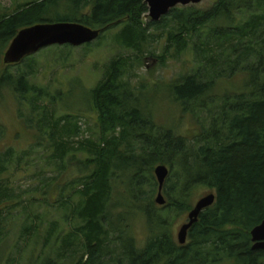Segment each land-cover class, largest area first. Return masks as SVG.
<instances>
[{"label": "trees", "instance_id": "trees-1", "mask_svg": "<svg viewBox=\"0 0 264 264\" xmlns=\"http://www.w3.org/2000/svg\"><path fill=\"white\" fill-rule=\"evenodd\" d=\"M24 1L11 13L0 14V88L6 87L18 97L20 109L29 107L36 113L39 141L48 138L52 150L48 161L58 173L72 162L79 167L78 176L66 184L62 185V174L53 178L58 180L56 184L49 183L52 178L46 180L49 184H45L44 194L51 190L49 195L59 192L61 196L68 187L72 190L71 196H61L55 203L68 211L65 220L71 216L77 223L72 232L60 235L62 246L57 258L45 256L39 264H62L60 260L66 257L69 264H264V250H252L250 236L251 230L264 221V0H218L205 11L177 7L158 22L149 21L151 28H160L168 17L176 23L175 36L169 33L165 53L171 46L176 53L186 50L187 36L221 23L222 30L215 26L212 31L214 38H221L216 47L229 44L230 52H239L240 48L244 56L226 60L228 68L232 67L228 76L243 66V88L227 92L218 100L209 95L213 83L223 79L219 72L209 77L197 73L170 84V100L185 111L189 109L199 121L198 136L190 141L170 130L155 128L129 83L121 79L128 58L113 60L103 81L89 94L99 129L95 139L83 136L78 116L66 111L57 118L53 115V105L62 102V90L52 93L47 86L31 83L33 61L23 71L20 68L24 64L6 66L2 61L17 33L38 24L76 23L98 31L97 40L102 33L121 28L115 36L117 43L125 49L139 50L140 43L154 38L142 27L148 17L144 0ZM253 6L260 13H252ZM242 15L245 18L240 19ZM214 54L211 51L205 62L214 65L221 59ZM4 67L19 70L13 75ZM198 110L207 114L201 117L203 120H199ZM26 127L30 129L29 124ZM30 156L29 151L0 154V176L14 158L18 168ZM157 165L169 170L162 189L166 196L163 206L152 199L158 189L154 176ZM118 173L127 174L133 198L142 201L151 227V236L141 249L126 228L113 226L108 213L112 180ZM142 184L149 192L141 190ZM201 187L210 189L215 201L200 213L186 243L179 245L170 232L172 219L192 210L191 194ZM73 195L79 197L77 202H73ZM11 197L0 178V242L4 206ZM29 200L32 205L36 201ZM23 229L36 231L27 223ZM56 232L55 228L51 230L45 242Z\"/></svg>", "mask_w": 264, "mask_h": 264}, {"label": "rangeland", "instance_id": "rangeland-1", "mask_svg": "<svg viewBox=\"0 0 264 264\" xmlns=\"http://www.w3.org/2000/svg\"><path fill=\"white\" fill-rule=\"evenodd\" d=\"M217 1L202 0L197 5L187 7L205 11L212 8ZM24 2L26 1L0 0V14L11 13L17 4ZM178 7L180 8V6ZM251 11L260 13L255 6ZM87 12L88 10H86ZM244 16H240V19L245 18ZM147 18L142 21V27L147 29L149 37L153 36L154 38H148L146 42L140 43L139 50L125 49L117 43L115 36L121 29L118 28L102 33V36L92 42L90 46L84 45L77 48L51 46L41 49L19 63L20 65L24 64L20 71H23L25 66L33 61V74L30 82L47 86L52 93L59 89L62 90V104L53 105V115L57 118L66 114L63 112L66 111L78 116L83 136L95 139L99 136V129L96 126L97 115L92 108L89 94L103 81L113 60L119 57L128 58L130 59L129 64L122 72L121 79L123 82L129 83L130 89L139 98L140 106L142 105L147 110L155 128L170 130L175 136H180L188 141L195 139L200 129L199 121L197 122V117L189 113V109L185 111L170 100V84L184 77L197 75V73L209 77L216 71L220 76H223V79L213 83L209 96L214 101L218 100L224 97L227 92H238L243 88L244 75L241 69L243 66L241 65L235 70V75L231 77L228 75L231 73L232 67L228 68L229 63H226V60L230 58L235 61L243 55H241L240 48L239 52H230L229 44L216 47L221 43V38H214L212 31L215 30L213 29L215 26L222 30L221 23L207 25L191 36H187L185 38L188 44L186 50L176 53L174 46H171L165 53L166 46L170 42H168L169 33L175 36L172 33L177 30L176 23L168 17L165 21L167 23L161 24L160 28H151L148 27L151 19ZM211 51L215 53L214 55L221 56V59L214 65L205 62L206 58L210 57ZM30 57H34V59L26 61ZM251 61L254 62V58H251ZM5 69L13 75H16V71L19 70L18 67H6ZM197 114L200 115L199 120H203L201 117L207 115L199 110ZM36 116V113H33L29 107L22 109L18 107V97L10 89L0 88V154L3 155L8 150H13L16 153L23 151L31 153L29 157L31 159L23 161L25 163L22 162L18 168L15 166L16 159L14 158L12 164L8 165L6 171L0 176L2 182L10 189V196H12L6 201L5 216L1 222L4 233L2 242H0V264H34L35 261L36 264H39V259L45 256L56 259L62 246L60 235L72 232L77 223L71 219V216L65 220L68 211L59 208L55 203L61 196L63 198L71 196L72 190L69 191V187L61 193V196L59 192H54V196L53 194L49 195L51 190H48L47 194L42 193L49 183L56 184L58 180L53 178L58 174H62L60 175L62 185L76 178L79 174V167L75 162H72L67 166V170L58 173L59 170L56 166L49 163L48 159L52 150L49 149L48 138L43 137L44 139L39 141L41 133L36 128ZM30 119L32 123L28 121ZM26 124L30 125V129H33H28ZM205 125L207 127L208 124L205 123ZM29 162L31 164L25 167ZM126 175L118 173L113 178V191L107 209L113 226L126 228L137 247L141 249L151 236V227L147 224L144 216L142 201L138 202L133 198L132 184H127L128 177ZM48 178H52L49 183L46 181ZM134 182L135 180H133V185ZM45 184L47 185L45 186ZM141 190L149 192L148 187H145L144 184L141 185ZM211 193L213 192L210 189L204 187L194 188L189 205L193 208L200 199ZM156 194L152 196L153 201ZM163 197L166 199L165 195ZM29 199L36 201H33L32 205L28 202ZM72 200L77 202L79 197L73 195ZM154 208L160 209L158 206ZM188 213L172 219L170 232L176 242L180 228L188 221ZM26 223L32 224L36 231L30 233L25 231L23 226ZM54 228L57 230L56 234L52 235L48 243L45 242L46 236ZM67 258H63L60 262L69 264Z\"/></svg>", "mask_w": 264, "mask_h": 264}, {"label": "water", "instance_id": "water-1", "mask_svg": "<svg viewBox=\"0 0 264 264\" xmlns=\"http://www.w3.org/2000/svg\"><path fill=\"white\" fill-rule=\"evenodd\" d=\"M148 7V17L152 22H158L166 16L170 10L180 6L187 7L197 5L202 0H144ZM99 37V32L88 29L76 23L38 24L17 33L9 44L3 56V64L6 66L17 65L24 58L36 54L39 50L51 46H71L74 48L91 44ZM168 168L159 165L154 169L158 189L155 203L158 206L165 204L162 195L164 182L168 176ZM215 195L213 193L200 199L188 213V221L177 234V243L184 245L188 231L198 221L200 213L213 205ZM252 250H264V221L250 232Z\"/></svg>", "mask_w": 264, "mask_h": 264}, {"label": "bare ground", "instance_id": "bare-ground-1", "mask_svg": "<svg viewBox=\"0 0 264 264\" xmlns=\"http://www.w3.org/2000/svg\"><path fill=\"white\" fill-rule=\"evenodd\" d=\"M114 110V109H113ZM110 112V111H109ZM128 113V112H127ZM112 115V114H111ZM115 124V123H114ZM125 124V123H124ZM110 146V145H109Z\"/></svg>", "mask_w": 264, "mask_h": 264}]
</instances>
